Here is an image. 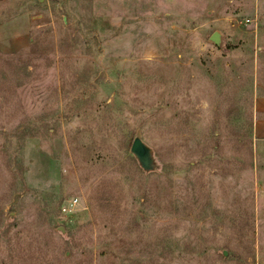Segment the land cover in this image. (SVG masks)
Instances as JSON below:
<instances>
[{
	"label": "rangeland",
	"instance_id": "1",
	"mask_svg": "<svg viewBox=\"0 0 264 264\" xmlns=\"http://www.w3.org/2000/svg\"><path fill=\"white\" fill-rule=\"evenodd\" d=\"M18 19L0 264H264V0H0Z\"/></svg>",
	"mask_w": 264,
	"mask_h": 264
},
{
	"label": "crops",
	"instance_id": "2",
	"mask_svg": "<svg viewBox=\"0 0 264 264\" xmlns=\"http://www.w3.org/2000/svg\"><path fill=\"white\" fill-rule=\"evenodd\" d=\"M27 20H13L8 22L4 29L0 28V33L5 30L11 34L10 38L6 39L4 43H0L11 49L17 48L21 43H24L25 36L15 37V28L18 27V32L23 30L24 33L27 31L28 24ZM22 28V29H21ZM22 39V40H21ZM23 41V42H22ZM253 126L252 131L256 139H264V94H256L253 102Z\"/></svg>",
	"mask_w": 264,
	"mask_h": 264
},
{
	"label": "water",
	"instance_id": "3",
	"mask_svg": "<svg viewBox=\"0 0 264 264\" xmlns=\"http://www.w3.org/2000/svg\"><path fill=\"white\" fill-rule=\"evenodd\" d=\"M210 38L215 42V44H218L220 42V35L218 34V32L212 33ZM130 150L138 158L141 166L145 169H148L150 163L149 150L138 137H135L133 139Z\"/></svg>",
	"mask_w": 264,
	"mask_h": 264
},
{
	"label": "built area",
	"instance_id": "4",
	"mask_svg": "<svg viewBox=\"0 0 264 264\" xmlns=\"http://www.w3.org/2000/svg\"><path fill=\"white\" fill-rule=\"evenodd\" d=\"M249 21L250 20H245V23H247ZM76 204H77V200L75 198H71L62 205L61 211L66 212L70 209H73V208H75Z\"/></svg>",
	"mask_w": 264,
	"mask_h": 264
}]
</instances>
